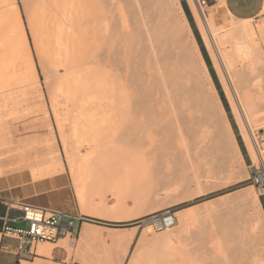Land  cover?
<instances>
[{"label": "rangeland", "instance_id": "obj_1", "mask_svg": "<svg viewBox=\"0 0 264 264\" xmlns=\"http://www.w3.org/2000/svg\"><path fill=\"white\" fill-rule=\"evenodd\" d=\"M173 1L165 0L169 7L168 19L177 29L184 31L182 33H187L178 5ZM26 2L0 0V176L20 165H25L34 179L63 174L64 184L73 196L71 202L75 204L77 213L92 220L85 222L83 227H89L97 235L100 232L102 236L126 235L130 229H136L124 264H128L142 235L152 245L136 252L139 257L160 255L169 264H261L264 256V223L255 200H258L260 190L252 185L251 173L233 149L225 150L212 145L203 154L198 168L202 176L199 187L195 181H191L195 185L187 183L189 180L185 181L187 185L185 182L179 183L187 186L186 189L178 183L165 185V182L159 181L161 170H168L171 150L164 146L165 139L158 137L150 123L154 110L150 98L136 100V89L138 86L146 88L148 85L149 88L152 85L153 89L158 87L161 90L163 78L152 52L143 49L149 43L144 29L135 27L134 35L127 37L134 22L129 16L130 10L124 5L126 3L121 1V15L115 20L106 21L101 14L96 22V31L85 37L80 31L79 34L75 32L74 25L72 27L65 23V29L73 36L72 55L68 68L61 65H54L53 68L43 50L41 37L31 28ZM218 3L217 0L215 7H207L204 12L213 18L218 37H221L220 50H225V55L228 51L229 59L234 56V64L230 67L232 85L238 92L236 96L240 107L246 110L244 113L252 123V134L263 148L258 132L264 130V10L259 17L246 21L225 15L218 18ZM245 24L253 30L251 38H237L227 33L226 27ZM185 38H190L188 33ZM188 40L186 49L192 57L195 73L204 92L213 95L196 51L193 52V43L191 39ZM256 44H260V49L255 48ZM241 47V57L236 55L238 60L235 57L238 50L236 52L235 49ZM208 54L210 62L206 67L232 131L237 135L239 131L233 110L231 112L232 104L225 95L220 76ZM72 76L75 81L77 78L88 86L89 96L83 95V99L79 95L75 90L76 84L67 80ZM239 77L244 81L248 77L250 83L240 79L242 84ZM78 81L76 83L79 84ZM108 90L112 92L111 98L107 96ZM75 95L81 97H72ZM76 109L83 112L77 114ZM85 113L89 121L82 122L78 115ZM82 126L85 132L78 129ZM88 127L93 129L87 133ZM74 128L80 133V136L76 134V143L73 140L74 132L71 134ZM69 150H74L82 158L81 166L78 161V167L82 169L78 168L79 172L73 173L72 170L76 169L71 170L68 165L66 153H71ZM84 157L91 160L89 165ZM11 159L14 161L11 162ZM84 161L89 170L84 168ZM76 175L77 178H74ZM251 191L255 196L247 204L236 200L242 192ZM32 202L52 209L47 197ZM167 209L174 213L178 221L176 228L157 232L146 219L154 212ZM100 213L106 217H100ZM83 227L73 245L68 237L56 244L45 243L52 249L50 257L41 255L25 261L29 264H81L76 262L77 255L81 254L90 264H111L110 258L102 263L103 254L109 256L115 253L117 256L119 248H104L99 243H83L82 240L80 243Z\"/></svg>", "mask_w": 264, "mask_h": 264}, {"label": "bare ground", "instance_id": "obj_2", "mask_svg": "<svg viewBox=\"0 0 264 264\" xmlns=\"http://www.w3.org/2000/svg\"><path fill=\"white\" fill-rule=\"evenodd\" d=\"M26 1H27L26 3H28L26 4V6L28 7L25 6L26 8H28L26 9L28 10L26 11V14L28 13L30 14V16L29 15L27 16H29L28 18L31 17L30 18L32 24L31 28H33V32L36 33V35L41 37L43 42L42 45L44 46V47L42 46L44 48L43 50H45L44 52H46V54L48 55V58L50 59V63L52 64L50 66L51 67L53 66V68L54 65L56 66L61 65L64 68H68V62L70 61V57L72 55L73 36L71 32H68L67 28H66L67 30L65 29L64 27L65 23L66 24L69 23L70 26L72 25V27L74 25V28L76 27L77 30L75 32L79 34L78 31H80V34H82V36L85 37V35L89 33L92 34L96 31V24H97L96 22L97 20H100L101 14L104 16L103 18H105L106 21L115 20L121 15V11H120L121 1L122 2L124 1L126 3L124 5H127L128 11L130 10L131 15L129 16L132 17L134 22V23L132 22L133 24L131 25L130 32H127V37L134 35L133 28L135 27L139 28V30L144 29V36L149 41V43L147 45H144L143 49L150 50L152 52L155 58V65H157V67L159 68L160 74L162 75L163 78L162 84L158 82L159 84H161L160 85L161 90L158 87L153 89L152 85L149 88H147L148 85L146 86V88L138 86L136 89V100L143 101L147 97H148L147 99L150 98V101L153 104L152 109H154L152 112L150 123L154 126V130L158 134V137L161 136L163 139H165L166 143H164L163 141L164 146L167 149L171 150L169 165L167 168L168 170L167 172H163L161 170L158 177V179H160L159 181H161L162 183L165 182L166 185V183H170V182L172 184L173 183L179 184L180 182L184 183L185 181L189 180L187 183L192 184L195 181L194 183H196L197 186L200 185L199 179L202 176L200 175L198 168L201 162V157L203 156L204 153H206L209 149H211L212 145L225 150L226 148L233 149L236 152L235 154H237L236 156L239 157V159L242 161L235 136L232 132L224 108L220 102L218 93L210 79L208 69L202 60L199 47L193 37V34L185 18L181 13L177 0L174 1L177 3L182 19L185 23V25L184 23L183 25L185 26L186 31H188L187 33L189 34L190 37L188 39H191L190 42L193 43L195 49L193 52L196 51V54L202 65V69L209 80L210 88H211L210 91L213 93V95L212 94L210 95V93L206 94V92H204L200 82V78L196 75L197 73H195V69L191 64L192 57L190 58L188 49H186L187 48L186 45L188 44L187 42L189 41L188 39L185 38V34L187 33H182L184 31H182L181 29L180 30L177 29L175 25H173L171 19H168V17L170 18L169 13H167V9H169V7L167 6L168 4H166L165 0H66V1L26 0ZM187 1L190 4L191 10L193 12L196 25L201 35V39L207 51L210 53L214 68L216 69L218 75L220 76L225 95L232 104L231 106L233 110V115L238 124L240 134L247 146V149L252 157L253 162L256 163L257 153H258L256 147L257 141L255 140L256 137L254 138V135L252 134V129L250 128V125L252 123L251 121L250 122L248 121L250 119H247L248 115L246 116L247 113L246 114L244 113L245 109L242 110V108L240 107V103H239L240 101L238 102L236 96L238 92L236 93V90L232 85V80H231L232 76H230L231 75L230 67L231 65L234 64L232 62L234 60V59L232 60L234 56H232V52H230L232 58L229 59V54H228L229 52L226 51V53L228 54L227 56V54L226 55L224 54L225 50L224 52L220 50L219 38L221 37H218V33H217L218 31L215 29L213 18L212 17L209 18L204 12V9L207 7L199 9L194 0H187ZM218 2H219L218 13L223 14L224 0H218ZM241 21H246V20H241ZM233 24L231 23L230 25ZM223 27L225 28V26ZM226 28H228L227 33L229 35L236 37L238 36L237 38L239 37L251 38L252 34H254L252 28L247 26L246 24L243 26L235 25ZM139 34L141 35L142 38V32L140 33L139 31ZM185 39L188 41L186 42ZM237 42L239 43V41ZM235 44L237 43L235 42ZM253 44L255 46V43ZM258 47H260V44L258 45L256 44L255 48L260 49ZM139 48L140 47H138V49ZM244 49H246L245 46ZM235 50L236 52L238 50V53L235 54L236 57V55L238 54L240 55L239 51L243 49L241 47V49L238 48ZM237 59L240 60L239 58ZM240 76L242 77V75ZM154 77H155V73H154ZM154 77L151 74V78L154 79ZM73 78H74L73 76L68 77L67 80H69L72 84L73 83L76 84L75 90L76 89L78 90L79 95H81L82 98L83 95L85 97L89 96L90 93L88 92V86L83 84L80 80L78 81L77 78L76 81L80 83L79 84L76 83V81ZM238 79L240 80L242 78L239 77ZM242 80H240L241 83ZM153 81L155 85H157L156 79H154ZM245 81L243 80V82ZM247 81L248 83H250V79H248V77H247ZM235 82L237 83V81ZM240 82L239 84H241ZM140 84L142 85V83ZM239 87L238 89L241 88ZM53 92H54V96L56 97L55 90ZM71 95L74 94L72 93ZM76 96L78 97V99L81 97L78 95L72 97H76ZM107 96L111 98L112 92H110V90L107 91ZM216 101H218L217 105H215ZM68 111L70 112V110ZM76 112L78 114V113H82L83 111L78 112L77 110ZM78 118L82 122L85 120L89 121L88 120L89 117L86 115V113L83 115L79 114ZM83 124L84 123H81V125ZM83 126L78 129L84 131L85 129ZM75 129L76 128L72 129L71 132V134L73 132L75 134V139L71 137V139H73L74 142L75 140L78 141V136H80V133L77 131V129L76 130ZM89 129L91 130L93 128L88 127L86 129L87 133ZM73 130H75L76 133ZM77 133L79 134L76 137ZM67 150L68 149L66 148V151ZM74 150L73 151L69 150L68 152L71 153H66L69 167L71 168V170L76 169V170H72L73 173L74 171L75 172L80 171L79 169H81V167L80 168L78 167L79 166L78 163L80 162V159H82L78 157V155ZM90 156L91 155H88V158H90ZM91 158L93 157L91 156ZM87 159L85 158L86 161ZM89 160L90 159H88V161ZM92 160H94V158ZM90 161L87 162L88 165ZM87 164L85 162L83 164L85 165V167L84 166L83 167L89 170V166ZM81 165L82 162H80V166ZM185 169H189L190 172L184 173L183 171ZM77 175L74 178H77ZM191 181L193 182L191 183ZM184 184H186V182ZM184 184H179V186L181 185L182 187L183 186L185 187ZM80 185H82V183ZM186 187L184 189H186ZM189 189L188 191L191 192L192 190ZM254 196L255 195L252 191L242 192L240 195L236 197L237 198L236 200L243 204H247L250 201V199L251 200L252 198L254 199ZM186 197L188 198L189 195L188 196L186 195ZM255 200L259 205V201L256 198ZM104 216L105 215L102 216L101 214L100 217L105 218L106 216L105 217ZM110 233L113 234L111 231ZM99 234L100 235H97L96 233L91 232V229L89 227L84 226L81 233V237L79 239L80 243L81 240L83 243L96 242L97 244L99 243L100 245H102L101 247L106 248L109 246H117L121 244L123 241H126V239L130 237V235H114V234L109 236H102L100 232ZM84 246H86V244ZM50 251H51V247H49L47 244L44 243L38 245V253L40 255L44 257H50ZM103 255L104 257L102 258L103 259L102 263L105 262L107 258H110L111 260L109 259V261H111L110 262L111 264H121L119 258L115 255V253H111L109 256H106V254ZM124 255L125 254H123V256ZM77 256L78 257L76 258V262H79L81 264H90V261L86 262V260L83 258L84 256L82 257L81 254H78ZM22 264H29V262L24 261L22 262ZM261 264H264V256L262 257Z\"/></svg>", "mask_w": 264, "mask_h": 264}, {"label": "crops", "instance_id": "obj_3", "mask_svg": "<svg viewBox=\"0 0 264 264\" xmlns=\"http://www.w3.org/2000/svg\"><path fill=\"white\" fill-rule=\"evenodd\" d=\"M177 1L181 13L185 18L196 43L198 44L202 60L207 66V63L210 62V57L208 51L206 50V47L202 42L201 35L196 25L190 4L187 0ZM216 5L217 0H210L208 2V7L212 8ZM263 10L264 0H224L223 15L218 13L217 17L222 18L225 15L228 18L232 16L238 20H251L259 17ZM199 42L202 43L204 49H201ZM210 79L213 83L211 75ZM236 125L238 127L237 122ZM234 136L243 164L251 173L250 166L252 165L253 160L240 134V131L237 135ZM258 136L260 144L264 150V130L262 132H258ZM13 161L14 160L11 159V162ZM64 183L65 179L63 177V174L34 179L28 172L25 165H20V167H17L16 169H13L0 176V264H22V262H24L26 259L24 256L18 254V240L3 233V229L5 226L13 228L26 227V223L21 220V212L19 210L9 209L6 202L9 200H17L42 207L34 204L32 201L41 197H47L49 202L52 204L51 210H57L67 213H77L78 211L75 204L71 202V198H73V196L67 190ZM258 201L260 205V211L262 213V219H264V194L261 192H259ZM186 217H189V215H186ZM173 228L175 229L176 226ZM126 235H130V237L126 239V241H123L121 244L116 246L119 248V254L117 255V257L119 258L121 264H124L125 259L129 254L130 247L136 235V229H130L129 233ZM149 245H152L151 241L145 235H142L136 242L135 249L131 254V258L129 259L128 264H143L144 262L145 264H169L168 261L165 258L160 257V255H149V257H147L146 255L148 254H146L145 256L139 257V254L136 252H138L142 247H147ZM123 254L125 255L123 256Z\"/></svg>", "mask_w": 264, "mask_h": 264}, {"label": "built area", "instance_id": "obj_4", "mask_svg": "<svg viewBox=\"0 0 264 264\" xmlns=\"http://www.w3.org/2000/svg\"><path fill=\"white\" fill-rule=\"evenodd\" d=\"M199 9L208 7L209 0H194ZM257 162L250 166V181L254 187L264 191V151L257 144ZM11 210L21 212V220L26 223L25 228L5 226L3 233L18 240V254L26 259L41 257L38 245L49 243L56 244L59 240L68 237L72 242L79 237L82 225L92 221L89 217L78 213H67L46 209L17 200L6 202ZM157 232L170 229L176 225V218L171 210L154 212L146 219Z\"/></svg>", "mask_w": 264, "mask_h": 264}, {"label": "trees", "instance_id": "obj_5", "mask_svg": "<svg viewBox=\"0 0 264 264\" xmlns=\"http://www.w3.org/2000/svg\"><path fill=\"white\" fill-rule=\"evenodd\" d=\"M199 44H200L201 49H204V46L202 45V43L199 42Z\"/></svg>", "mask_w": 264, "mask_h": 264}]
</instances>
